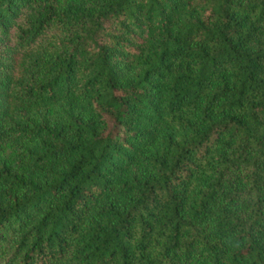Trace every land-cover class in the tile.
Returning <instances> with one entry per match:
<instances>
[{"label": "trees", "instance_id": "1", "mask_svg": "<svg viewBox=\"0 0 264 264\" xmlns=\"http://www.w3.org/2000/svg\"><path fill=\"white\" fill-rule=\"evenodd\" d=\"M0 264H264V0H0Z\"/></svg>", "mask_w": 264, "mask_h": 264}, {"label": "rangeland", "instance_id": "2", "mask_svg": "<svg viewBox=\"0 0 264 264\" xmlns=\"http://www.w3.org/2000/svg\"><path fill=\"white\" fill-rule=\"evenodd\" d=\"M10 152H11L10 145L8 144L1 145L0 146V162L3 161L7 157L8 153Z\"/></svg>", "mask_w": 264, "mask_h": 264}]
</instances>
